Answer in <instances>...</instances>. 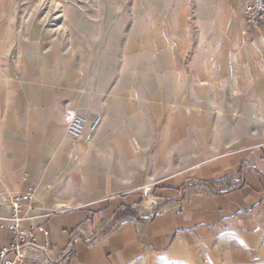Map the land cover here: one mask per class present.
I'll return each mask as SVG.
<instances>
[{"label":"crops","instance_id":"1","mask_svg":"<svg viewBox=\"0 0 264 264\" xmlns=\"http://www.w3.org/2000/svg\"><path fill=\"white\" fill-rule=\"evenodd\" d=\"M190 9L137 0L129 40L104 10L109 31L69 56L14 40L0 0V197L32 190L22 264L264 263V18ZM66 111L86 119L76 141Z\"/></svg>","mask_w":264,"mask_h":264},{"label":"rangeland","instance_id":"2","mask_svg":"<svg viewBox=\"0 0 264 264\" xmlns=\"http://www.w3.org/2000/svg\"><path fill=\"white\" fill-rule=\"evenodd\" d=\"M195 2L196 0H188L191 12ZM136 6L137 0H15L13 38L16 41L30 40L32 46L37 45L32 41H44V46L47 44L48 47H41L43 50H51V46L61 45L63 47L60 50L65 55L74 56L78 51V44L100 39L99 33L101 35L103 30L109 31L108 27L103 28L98 23L104 17V10L112 11V19L127 20L121 29L111 26L112 32L120 30L122 38L134 39ZM193 16L191 13L188 22L195 31Z\"/></svg>","mask_w":264,"mask_h":264},{"label":"built area","instance_id":"3","mask_svg":"<svg viewBox=\"0 0 264 264\" xmlns=\"http://www.w3.org/2000/svg\"><path fill=\"white\" fill-rule=\"evenodd\" d=\"M246 23L250 29H256L264 17V0H241ZM66 134L76 141L84 130L86 119L84 116L66 111L64 115ZM101 123V117L95 116L89 124V129L95 131ZM32 190L23 195L1 196L0 206L7 215L0 216V227L12 233L10 244L0 250V264H22L25 259V249L32 242V233L21 227L24 219L23 207L31 201Z\"/></svg>","mask_w":264,"mask_h":264}]
</instances>
